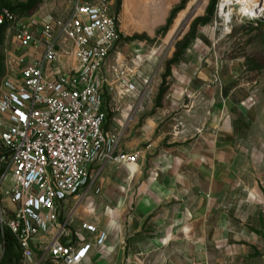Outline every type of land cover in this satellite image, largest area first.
I'll return each mask as SVG.
<instances>
[{
  "label": "crops",
  "instance_id": "1",
  "mask_svg": "<svg viewBox=\"0 0 264 264\" xmlns=\"http://www.w3.org/2000/svg\"><path fill=\"white\" fill-rule=\"evenodd\" d=\"M164 3L168 13L180 0ZM122 4L136 12L142 0H122ZM8 53V60H18L16 45ZM25 55L27 60L35 56ZM179 57L167 88L147 103L146 117L132 115L130 153H138L137 162L94 166L81 195L60 204V223L65 222L69 232L60 239L90 244L80 264H234L221 261L220 253L235 251L232 242L241 237L231 226L237 210L233 163L247 134L240 132L228 110L220 116L218 108H200V119L192 108L182 110V53ZM205 61L198 71L216 78L218 58ZM4 63L1 58V68ZM107 66L104 72L112 87L115 77ZM210 84L205 89L215 93L210 97L214 102L218 89L213 81ZM102 101L107 112L103 97ZM121 129L113 133L121 137ZM83 224L95 231L82 228ZM54 234L50 229L48 235ZM101 234L104 240L97 244ZM46 238L39 235L38 247Z\"/></svg>",
  "mask_w": 264,
  "mask_h": 264
},
{
  "label": "built area",
  "instance_id": "2",
  "mask_svg": "<svg viewBox=\"0 0 264 264\" xmlns=\"http://www.w3.org/2000/svg\"><path fill=\"white\" fill-rule=\"evenodd\" d=\"M2 24H17L21 67L16 86L0 95V262L8 230L19 245L18 264L33 260L40 234L47 237L40 261L80 264L90 244L60 239L69 234L65 222L59 221L60 204L81 195L94 166L133 164L138 159L137 152L120 147L118 133L105 129L102 96L111 84L104 70L118 39L117 18L107 0H74L65 20L35 26L21 23L4 6ZM27 48L35 50L30 60L20 53ZM67 56L73 59L72 69L64 72L60 62ZM136 70L135 64L107 66L126 87ZM4 200L12 205L10 219ZM82 228L95 231L87 224ZM50 229L54 235H48ZM103 240L101 234L97 244Z\"/></svg>",
  "mask_w": 264,
  "mask_h": 264
},
{
  "label": "rangeland",
  "instance_id": "3",
  "mask_svg": "<svg viewBox=\"0 0 264 264\" xmlns=\"http://www.w3.org/2000/svg\"><path fill=\"white\" fill-rule=\"evenodd\" d=\"M73 1L0 0V8L9 7L18 21L35 26L65 20ZM155 1L142 0L136 12H128L122 0H107L118 25V39L107 63L131 67L135 64L137 70L128 87L115 80L111 88L104 90L105 128L111 132H119L122 128L119 144L130 152L132 115L146 117L149 113L147 103L157 100L167 88L168 76L182 53V110L192 108L190 111H195L197 119H200L197 113L200 108H218L220 116L222 110H228L240 132L247 134L239 142L240 155L233 163L237 210L233 211L235 217L231 226L241 237L232 242L236 250L221 252L220 260L234 264H264V5L259 8L261 13L254 16L241 14L236 7L230 6L232 16L226 24L218 11L220 0H184L182 9L176 10L180 0L173 14L172 11L164 12L165 0H161L162 6L154 5ZM16 26L4 24L0 27V63L1 58L5 61L2 68L0 66V95L11 91L18 82L21 66L18 60L7 59L11 46L17 44ZM26 52L33 55L35 50L27 48L20 53ZM212 56L218 58L219 63L216 78L198 71L199 65ZM72 63L71 56L62 58L61 70L70 71ZM228 70L231 74L226 73ZM210 81L218 89L214 102L210 97H215V93L210 94V89H205L211 85ZM141 100L143 110L138 111ZM224 119L225 113L219 123ZM3 151L0 144V154ZM2 206L6 219H10L12 205L4 200ZM65 213L67 215L68 210ZM62 219L61 214L59 221ZM42 246L34 248V258L29 264H61L40 261L44 254ZM20 260V249L14 243L4 248L0 264H14Z\"/></svg>",
  "mask_w": 264,
  "mask_h": 264
},
{
  "label": "bare ground",
  "instance_id": "4",
  "mask_svg": "<svg viewBox=\"0 0 264 264\" xmlns=\"http://www.w3.org/2000/svg\"><path fill=\"white\" fill-rule=\"evenodd\" d=\"M261 5H264L261 0H220L218 11L227 24L232 16L230 6L236 7L241 14L254 16L258 12L261 13Z\"/></svg>",
  "mask_w": 264,
  "mask_h": 264
},
{
  "label": "trees",
  "instance_id": "5",
  "mask_svg": "<svg viewBox=\"0 0 264 264\" xmlns=\"http://www.w3.org/2000/svg\"><path fill=\"white\" fill-rule=\"evenodd\" d=\"M184 2V0H181V4H180V6L178 7V8H176V10H180V9H182V3ZM6 7V6H5ZM9 8V7H8ZM10 9V8H9ZM175 11V9L172 11V14H173V12ZM172 14L170 15V17L172 16ZM2 25H4V24H2ZM2 25H0V27L2 26ZM0 171H1V169H0ZM4 248L8 245V246H10V245H12V244H14V243H17V240H16V238L12 235V234H10L9 233V231L8 230H5V232H4ZM17 245H18V243H17ZM18 249H19V245H18ZM14 264H18V261L16 262V263H14Z\"/></svg>",
  "mask_w": 264,
  "mask_h": 264
}]
</instances>
